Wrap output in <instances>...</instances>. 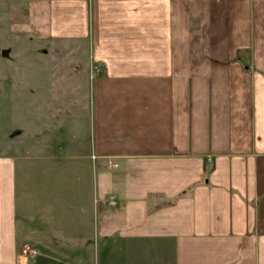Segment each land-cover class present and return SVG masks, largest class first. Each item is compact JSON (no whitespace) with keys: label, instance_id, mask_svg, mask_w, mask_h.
Masks as SVG:
<instances>
[{"label":"crops","instance_id":"crops-1","mask_svg":"<svg viewBox=\"0 0 264 264\" xmlns=\"http://www.w3.org/2000/svg\"><path fill=\"white\" fill-rule=\"evenodd\" d=\"M26 1L25 79L101 72L0 156V264H264V0Z\"/></svg>","mask_w":264,"mask_h":264},{"label":"rangeland","instance_id":"rangeland-1","mask_svg":"<svg viewBox=\"0 0 264 264\" xmlns=\"http://www.w3.org/2000/svg\"><path fill=\"white\" fill-rule=\"evenodd\" d=\"M26 2H0V156L24 153L19 149L21 143L34 139L39 132L58 133L57 127L44 128L45 114L55 119L67 116L70 106L75 105L70 101L74 96H82L89 101L91 95L90 71L86 80L83 77L74 80L68 76L51 78L52 74L59 75L60 72L48 71L43 59L37 62L42 79L35 80L36 76L25 79L26 72L22 73V70L33 64L27 59L39 57L35 53L42 52L40 48L45 45L34 34L21 31L23 27H32L27 21L29 11ZM57 51L60 52V48ZM64 65L67 67V63ZM63 74H69L67 68ZM82 106L88 112L89 103L83 102ZM21 245L19 257L28 264L43 255L40 246L38 255H23Z\"/></svg>","mask_w":264,"mask_h":264},{"label":"built area","instance_id":"built-area-1","mask_svg":"<svg viewBox=\"0 0 264 264\" xmlns=\"http://www.w3.org/2000/svg\"><path fill=\"white\" fill-rule=\"evenodd\" d=\"M101 72V66L97 63H90V76L93 79L97 74ZM109 205H115L116 201L113 197H109L105 200ZM21 254L28 255V256H36L39 254V247L36 244L27 243L22 246ZM89 264H97V261L94 260L92 263Z\"/></svg>","mask_w":264,"mask_h":264}]
</instances>
